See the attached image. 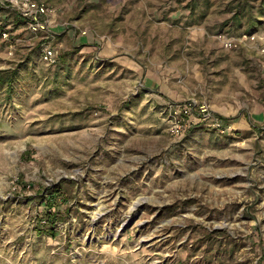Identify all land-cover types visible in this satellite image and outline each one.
<instances>
[{
  "label": "rangeland",
  "instance_id": "1",
  "mask_svg": "<svg viewBox=\"0 0 264 264\" xmlns=\"http://www.w3.org/2000/svg\"><path fill=\"white\" fill-rule=\"evenodd\" d=\"M42 1L0 11V264H264V55L216 38L264 0Z\"/></svg>",
  "mask_w": 264,
  "mask_h": 264
},
{
  "label": "built area",
  "instance_id": "2",
  "mask_svg": "<svg viewBox=\"0 0 264 264\" xmlns=\"http://www.w3.org/2000/svg\"><path fill=\"white\" fill-rule=\"evenodd\" d=\"M0 3L14 11L24 21L25 25L34 31L46 29L52 23V17L56 13L55 8L42 0H0ZM3 36L8 37L9 33L4 32ZM216 38L226 49L235 48L241 42L254 43L259 39L257 33H244L240 38L226 33H218ZM258 49L264 55V46H260ZM42 60L47 64H53L57 60L56 53L52 48L46 46L42 54ZM196 106H198L197 101L192 100L179 107V111H171V133L177 135L182 131L184 116L192 115ZM202 118L205 120L212 119L216 125H220V121L212 118L211 113L205 107H202Z\"/></svg>",
  "mask_w": 264,
  "mask_h": 264
},
{
  "label": "trees",
  "instance_id": "3",
  "mask_svg": "<svg viewBox=\"0 0 264 264\" xmlns=\"http://www.w3.org/2000/svg\"><path fill=\"white\" fill-rule=\"evenodd\" d=\"M0 11L7 16L9 13H12V12L17 16V14L14 11H12L10 8L6 7L5 5H0ZM237 16H239L238 9L234 12L232 18H236ZM5 18H7V17H5ZM17 19H19L17 22L18 26H21L22 24L25 25L24 21H22L18 16H17ZM252 30L253 29H248L247 33H253ZM1 31H2L1 34H3L4 32H9L4 26L1 27ZM13 77H14V75L0 76V85H4V84L7 85L8 89L10 91L12 88L11 85L14 82ZM52 208H53V203L49 204V202H48V204H47L48 211H46V215L53 219L52 216H55V213H52V211H51Z\"/></svg>",
  "mask_w": 264,
  "mask_h": 264
},
{
  "label": "crops",
  "instance_id": "4",
  "mask_svg": "<svg viewBox=\"0 0 264 264\" xmlns=\"http://www.w3.org/2000/svg\"><path fill=\"white\" fill-rule=\"evenodd\" d=\"M257 37L259 38L256 42L252 43V42H249L250 44H254L256 47L255 48H259L260 46H264V28L258 30L257 32ZM257 48L258 52H259V49ZM260 54V52H259Z\"/></svg>",
  "mask_w": 264,
  "mask_h": 264
}]
</instances>
